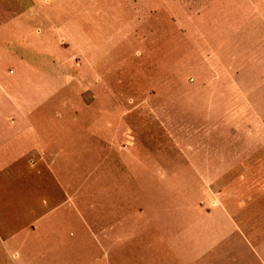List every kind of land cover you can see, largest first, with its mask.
<instances>
[{"label": "rangeland", "instance_id": "1", "mask_svg": "<svg viewBox=\"0 0 264 264\" xmlns=\"http://www.w3.org/2000/svg\"><path fill=\"white\" fill-rule=\"evenodd\" d=\"M258 1L0 0V264H264Z\"/></svg>", "mask_w": 264, "mask_h": 264}, {"label": "crops", "instance_id": "2", "mask_svg": "<svg viewBox=\"0 0 264 264\" xmlns=\"http://www.w3.org/2000/svg\"><path fill=\"white\" fill-rule=\"evenodd\" d=\"M249 6L252 10L251 14L254 18L258 19L261 14L264 15V1L254 2L252 4V6L251 5H249ZM237 7H239V6H237ZM259 10H262V12H260ZM37 88L39 90L42 89L40 86H38ZM9 100H10L9 103H10L11 107L16 108V109L22 108V112H24L25 110L30 108V106L28 104L29 101L26 98H18V97L10 96ZM10 124L12 125V127L16 128L15 134L13 136L6 135V137L0 136V138L5 137L8 140V142H7L8 146H10V143H19V144L21 143L20 145H23L22 142H20L16 139H18L19 136L23 133V131H20L21 128H19L21 124H25V127L28 129V125L30 124V120L28 118V115L26 113H24V114H22V116L17 117L16 121L14 120V121L10 122ZM47 134H48L47 132L46 133H39L38 131H34V130L32 131L30 129L27 132V134L25 135V137L28 140L25 142V144L29 143V145H27L26 150H28L29 154H32V156H33V158H31L32 163H35V165L38 168L42 167L43 169L51 170L55 167L56 162H57L56 159L60 156L62 149H61V146H59L60 145L59 142H54L53 143L54 146H50V144L48 143V140H46ZM0 135H3V134L0 132ZM43 138H44V140H43ZM9 141H10V143H9ZM219 211H220V213H224V215L227 214L226 209H224L223 204H221V203H220V210ZM222 220H224V219H222ZM219 229L223 230L222 227H219ZM237 229H238V227H237ZM220 232H223V231H220Z\"/></svg>", "mask_w": 264, "mask_h": 264}]
</instances>
